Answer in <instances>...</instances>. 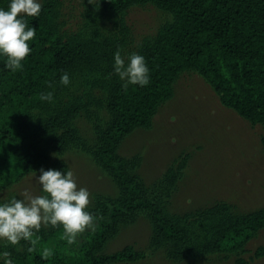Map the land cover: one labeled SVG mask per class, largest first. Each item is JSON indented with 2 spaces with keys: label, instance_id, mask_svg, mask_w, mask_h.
Listing matches in <instances>:
<instances>
[{
  "label": "trees",
  "instance_id": "1",
  "mask_svg": "<svg viewBox=\"0 0 264 264\" xmlns=\"http://www.w3.org/2000/svg\"><path fill=\"white\" fill-rule=\"evenodd\" d=\"M147 3L171 19L135 50L145 56L151 70L146 86L124 88L112 70L114 52L124 45L123 34L63 32L60 0H42L40 16L26 17L28 26L36 27V38L21 69L5 67V57H0V190L42 167L66 171L60 155L72 145L92 154L117 188L115 196L95 197L88 210L96 228L78 234L73 244L62 237L63 225H47L34 231L31 240L0 246V252L11 253L15 264L136 262L145 253L132 244L112 252L106 247L123 225L139 215L151 227L149 249H162L169 259L224 254L244 264L241 255L247 244L264 229V205L236 212L230 203L219 201L183 213L168 211L166 204L183 164L169 165L149 186L136 172L139 156L119 152L129 133L150 126L160 105L172 96L177 77L188 70L198 73L224 106L264 129V0H99L101 8L117 16ZM7 4L8 0H0V6ZM63 71L70 77L91 74L92 82L105 92L103 105L109 118L104 125L95 121L94 144H88L74 125L89 104L40 99L41 92L61 86ZM261 143L264 146V135ZM45 247L52 249L48 258L41 257ZM253 255L264 256V246Z\"/></svg>",
  "mask_w": 264,
  "mask_h": 264
},
{
  "label": "rangeland",
  "instance_id": "2",
  "mask_svg": "<svg viewBox=\"0 0 264 264\" xmlns=\"http://www.w3.org/2000/svg\"><path fill=\"white\" fill-rule=\"evenodd\" d=\"M171 16L153 4L134 5L121 16L101 8L99 0H60L59 25L63 32L87 35H121V54L136 50L146 38H152ZM122 26V29L120 28ZM91 74L70 77V84L54 92L53 104L76 100L89 104L74 119L80 136L95 143L94 123L104 125L109 114L103 105L105 92L92 82ZM96 78V76L94 77ZM100 101L101 104L97 105ZM264 129L224 106L212 87L195 71L182 72L173 84V94L160 105L147 128H137L121 142L119 152L139 156L136 172L153 186L173 163L183 168L167 209L183 213L210 206L219 201L230 203L236 212H248L264 205ZM55 157V156H53ZM60 158L72 169L78 186L90 191V206L97 195L115 196L117 188L111 177L94 161L92 154L69 146ZM29 173L11 186L0 190V201L20 196L29 188L33 195L42 194L36 176ZM45 227V226H43ZM151 227L139 215L107 242L109 252L132 244L145 256L131 263L117 264H236L235 257L213 254L202 258L172 260L162 249L150 250ZM11 244L0 239V246ZM264 246V229L246 246L241 256L244 264H264V256L254 257V250Z\"/></svg>",
  "mask_w": 264,
  "mask_h": 264
},
{
  "label": "clouds",
  "instance_id": "3",
  "mask_svg": "<svg viewBox=\"0 0 264 264\" xmlns=\"http://www.w3.org/2000/svg\"><path fill=\"white\" fill-rule=\"evenodd\" d=\"M42 0H8L7 7L0 6V57H5V67L16 71L32 52L30 42L36 38V27L28 26L27 16L39 17ZM113 72L124 82L141 87L150 83V67L143 54L133 51L127 56L117 48L113 56ZM70 75L63 71L60 83L70 84ZM51 87V82H49ZM42 101L54 102V92L40 93ZM38 179L42 194L33 195L29 188L18 196L0 201V239L13 245L31 240L34 231L42 226L63 225L62 237L73 244L78 234L86 229L95 230V217L88 210L90 191L78 186L72 169L41 168ZM34 243V241H33ZM52 249L45 247L42 258L51 256ZM0 264H15L11 253L0 252Z\"/></svg>",
  "mask_w": 264,
  "mask_h": 264
}]
</instances>
